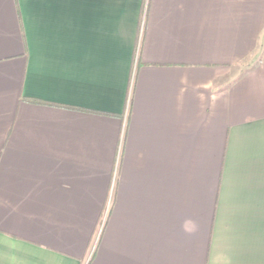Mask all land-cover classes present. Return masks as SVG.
Instances as JSON below:
<instances>
[{
  "label": "crops",
  "instance_id": "1",
  "mask_svg": "<svg viewBox=\"0 0 264 264\" xmlns=\"http://www.w3.org/2000/svg\"><path fill=\"white\" fill-rule=\"evenodd\" d=\"M0 264H264V0H0Z\"/></svg>",
  "mask_w": 264,
  "mask_h": 264
}]
</instances>
